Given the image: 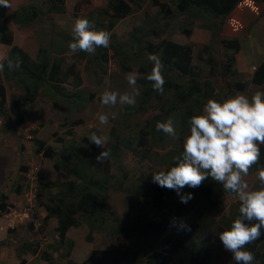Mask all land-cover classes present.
Here are the masks:
<instances>
[{
	"label": "trees",
	"instance_id": "1",
	"mask_svg": "<svg viewBox=\"0 0 264 264\" xmlns=\"http://www.w3.org/2000/svg\"><path fill=\"white\" fill-rule=\"evenodd\" d=\"M167 0L159 2L161 11L156 12L150 21L133 29L128 36L126 45L124 42H117L110 29L123 17L130 14L133 6H138L139 0H106V11L98 10L100 17L111 18L105 26L102 22L92 19V15L84 18L92 21L96 30H106L111 33V42L107 48H97L95 55L79 52L81 57L92 59L96 68L93 74L98 72L101 66L106 65L111 58H114L121 72H130L133 68L144 74L142 80H137V88L140 91V98L135 107L126 110V114L133 115L145 110V105L150 103L158 112L147 120L136 138H123L114 128L110 131V138L104 149L97 147L94 143L84 137L81 144L73 149L71 154H65L70 158L58 156L56 151L40 139L35 140L34 151L47 158H55L53 167L56 171H63L72 178L64 183L44 181L41 177L39 187L43 189L59 188L52 195H48L42 206L47 215L45 218L55 217L57 219V239L50 245L56 252L62 248L66 250L64 256L68 257L74 245V241L66 237L70 227L78 226L85 222L88 232L85 236L87 242L93 239V232L113 230L124 239L122 248H107L92 250L90 255L80 263L71 260L67 264H208L210 249L215 236L222 231L229 229L238 216L231 214L225 218L221 217L224 211V201L227 193L221 184L215 182L211 177L203 181L198 188L185 187L183 193H192L193 198L187 203H182L179 196L173 190L162 188L152 181V173L159 170H169L176 164V158L183 152L184 137L189 134V120L193 115L203 113V97L206 96L204 89L209 88V81L197 79L192 69L193 51L188 44H179L173 40L162 38L156 44L151 38L158 36L161 32L168 31L172 20L176 15H182L181 28L183 32L190 35L191 29L187 26L191 20H202L204 28L216 33L230 20L236 7L255 4V0H168L171 6L166 4ZM262 1V0H260ZM48 10L51 14L62 15L65 12V0H46ZM262 7V5L257 6ZM9 8L0 7V18L4 19ZM254 10H244L242 20L248 22L254 16ZM171 14V17L169 16ZM31 5H22L13 12V20L21 26H28L41 17ZM174 18V19H173ZM249 18V19H248ZM254 20V19H253ZM151 25V26H150ZM237 37L221 39L220 43L232 53L240 49L239 39L245 36L243 27L235 30ZM153 35V36H152ZM63 39L62 46L57 47V53L62 55L68 52L67 45L73 39L72 33L60 32ZM0 43L10 45V49L3 59V71L7 79L16 80L21 88L26 91L21 95L20 100L15 101V106L25 107L30 105L36 97L38 89L47 87L51 90L52 98L57 97L64 104L54 103L62 111L74 110L85 106L87 99L83 96L84 90L80 88L81 78L70 65L65 72H61L63 57H51L47 48H41L37 61L32 60L18 45L13 44L11 31L3 24L0 25ZM205 50H209L205 47ZM156 53L165 65L164 93L155 92L152 83L147 80L153 65L148 61V54ZM20 57L22 64L20 69L10 71L7 67L8 59ZM235 57L226 53L225 63L233 65ZM212 58H209V60ZM214 63V62H213ZM224 64L219 61L217 64ZM213 66V64H212ZM71 78V79H70ZM177 79H185V84H180ZM73 83L72 89H67V83ZM251 83L256 86L264 85V60L257 64L252 72ZM32 88V91L30 89ZM47 91L45 88H43ZM231 95L237 91V85L231 86ZM5 93L0 86V113L6 116L3 111ZM175 140L176 149L170 150L169 154L158 160L149 172L140 181L128 180V176L119 175L125 169L122 160V149L136 152L137 148L143 149L146 141L156 138L161 145L170 136L161 135L155 128L157 121H165L170 114L177 116L181 114ZM23 119L16 120L20 124ZM80 122V121H78ZM8 128L13 129L10 123ZM260 164H264V145L260 146ZM102 150H110L111 155L102 164L96 161V156ZM69 159V160H67ZM159 165V166H158ZM158 166V167H157ZM259 165L253 166L249 173L258 170ZM117 173V175H115ZM113 186H118L126 191L133 199L128 202L134 205V216L123 220L122 217L113 213L107 208V197ZM261 187L257 184L256 189ZM6 195H0V212L6 211ZM236 211L239 212L236 208ZM1 216V215H0ZM128 216V215H126ZM187 216V224L190 231H177L166 233L173 218L177 220ZM125 217V216H124ZM219 217V218H217ZM264 232V230H262ZM33 253L37 252L36 247L25 246ZM22 247V250H26ZM67 247V248H66ZM246 250L255 255V261L264 264V235L249 244ZM41 258L51 263V255L42 251ZM236 264V263H235Z\"/></svg>",
	"mask_w": 264,
	"mask_h": 264
},
{
	"label": "rangeland",
	"instance_id": "2",
	"mask_svg": "<svg viewBox=\"0 0 264 264\" xmlns=\"http://www.w3.org/2000/svg\"><path fill=\"white\" fill-rule=\"evenodd\" d=\"M45 1L9 0L11 7L6 12L5 18H0V25H5L11 31L13 44L18 45L32 60L37 61L40 49L47 48L50 50L52 58L63 57L62 73L70 65H73L74 70L81 78L80 88L84 90L83 96L87 101L83 107L62 111L54 103H58V105L64 103L57 97L52 98L51 90L42 86L47 91L43 88L38 89L36 97L30 105L20 106L17 109L14 103L20 100L21 95L26 91L16 80L7 79L3 69L0 70V86L3 87L5 93L3 111L6 114L3 116L2 112L0 113V195L5 194L7 197V211L0 212V264H67L68 260L80 263L90 255L92 250L122 248L124 239L113 230L111 233L95 231L92 234V241L87 242L85 236L88 227L85 222L70 227L66 232V237L74 241L68 257L64 256L66 251L64 248L56 252L49 247L57 239L55 231L57 219L55 217L45 218L47 213L42 202H45L47 196L57 192L59 188L45 190L39 187L38 182L43 177L44 181L61 184L72 177L63 171L54 170L55 158L50 159L42 154H36L34 151L35 140L44 141L46 145L56 151L58 156L70 158L65 154H71L73 149L81 144L82 139L88 137L90 130L110 138V131L114 128L119 136L134 139L138 132L145 127L147 120L158 112L150 103L145 105L144 111L133 115L126 114V110L132 109L131 106L118 103L112 107L101 103V93L106 89L120 93L133 91L126 79L129 72H121L114 58H111L106 65L101 66L99 71L93 74L96 65L89 57H81L79 52L69 54V50L62 55L57 53V47L64 45L59 33H72L75 19L91 14L92 19L107 26L111 19L108 13L106 17H100L97 12L98 10L106 11V0H65V12L62 15L51 14ZM255 1L254 5L251 2L246 6L239 4L230 20L216 33L204 28L202 20L198 19L191 20L187 26L191 29V33L187 35L181 28L183 16L176 15L174 18H177L172 20L171 14H169L172 24L168 31L164 30L158 36L152 35L151 41L154 44L162 38H166L179 44L191 46L193 72L196 73L199 81L207 80L210 83L209 88L203 90L206 92V96L202 98L203 105L210 98L222 102L231 95L230 87L235 84L238 90L234 91L232 95L241 92L251 97L257 90L264 91V85L256 86L251 83L255 66L264 60V0ZM159 2H163V0H139L138 6H133L130 14L118 20L110 29L117 42H124L127 45V38L134 28L143 25L147 27L145 24L150 21L151 17L161 11ZM170 3L168 0L166 1L168 6H171ZM22 5L33 6L36 12L41 13L42 16L28 26L16 24L13 20V12ZM260 5L262 7H257ZM254 6L253 18L249 22L242 20L244 10L253 11ZM241 27L245 29L246 34L239 39V51L232 53L230 49L220 43V40L237 37L235 30ZM206 46L209 50H205ZM9 49L10 45L0 43V64ZM226 53L235 57L233 65L225 63ZM209 58L212 59L209 60ZM221 60L224 61V64L218 65L217 63ZM130 72L140 73L136 68ZM176 81L180 84L186 83L185 79ZM72 86L71 82L65 85L67 89H72ZM139 99L136 97L137 102ZM112 112L118 114L116 119L110 118L108 124L99 122V114ZM181 115L182 113L177 116L170 114L167 117L173 118L177 128ZM18 117L23 119L20 124H16ZM10 123L13 125L12 130L8 128ZM161 135L164 133L161 132ZM175 149L176 144L172 137L161 145L156 141V138L148 139L144 148H137L136 152L123 148L122 160L125 169L119 176L123 177V174H126L128 180L138 182L145 175H149L152 166L158 160L169 154L170 150ZM244 180L249 184L250 190L256 189L259 182L257 171L249 173L244 177ZM130 198L133 199L126 191L118 186H113L108 193L107 208L122 217L123 220L130 219L134 216L135 210L134 205L128 202ZM223 206L224 211L221 212V217L225 218V215L230 216L231 214L239 215L236 208L239 211L240 203L235 194L227 195ZM29 209L34 211L33 217H31ZM187 219V216H184L177 221H187ZM9 225H14V228H10ZM176 229L170 225L166 229V233ZM29 244L31 248L38 244L36 253L25 247ZM22 247H25L26 250H22ZM42 251L50 253L51 263L41 258ZM210 251L208 264L236 263L232 259V254L224 249L219 235L215 236L212 241ZM254 264L260 263L254 262Z\"/></svg>",
	"mask_w": 264,
	"mask_h": 264
},
{
	"label": "clouds",
	"instance_id": "3",
	"mask_svg": "<svg viewBox=\"0 0 264 264\" xmlns=\"http://www.w3.org/2000/svg\"><path fill=\"white\" fill-rule=\"evenodd\" d=\"M0 7L10 8L11 4L9 0H0ZM72 36L68 44L69 54L82 51L95 55L97 48H107L111 42V33L96 30L94 23L87 18L75 19ZM147 58L153 67L146 78L152 83L153 90L163 95L165 65L156 53H149ZM21 64L20 57L7 60L10 71L20 69ZM3 67L0 64V70ZM143 77L141 72H129L126 79L133 91L120 93L106 89L101 93V103L112 107L118 103L135 107L136 97L140 95L137 80ZM117 115L116 112L99 114V122L108 124L109 119H116ZM189 125L183 152L176 158L175 166L152 173V181L162 188L175 191L185 204L193 195L183 193L182 189L198 188L209 177L221 184L225 192L235 194L240 203L239 215L229 229L219 234V239L236 264H254L255 255L246 248L264 235V164H260V146L264 145V91L257 90L251 97L238 92L222 102L210 98L204 105L203 113L193 115ZM155 128L166 136L177 138L175 121L171 117L163 122L157 121ZM88 140L104 149L109 137L90 130ZM110 155V150H102L96 156V161L102 164ZM256 165H259L257 179L261 187L250 190L244 177ZM171 224L177 231L191 230L184 220L173 218ZM9 227L14 228V225Z\"/></svg>",
	"mask_w": 264,
	"mask_h": 264
},
{
	"label": "built area",
	"instance_id": "4",
	"mask_svg": "<svg viewBox=\"0 0 264 264\" xmlns=\"http://www.w3.org/2000/svg\"><path fill=\"white\" fill-rule=\"evenodd\" d=\"M29 212H31V217H33V211H32V209H29Z\"/></svg>",
	"mask_w": 264,
	"mask_h": 264
}]
</instances>
